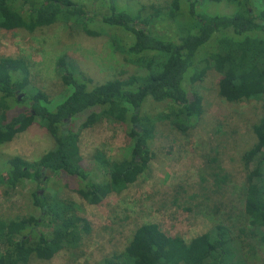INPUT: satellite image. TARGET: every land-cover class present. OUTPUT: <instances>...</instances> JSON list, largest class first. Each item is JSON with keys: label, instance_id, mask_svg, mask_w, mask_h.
<instances>
[{"label": "trees", "instance_id": "trees-1", "mask_svg": "<svg viewBox=\"0 0 264 264\" xmlns=\"http://www.w3.org/2000/svg\"><path fill=\"white\" fill-rule=\"evenodd\" d=\"M200 1L179 0L177 12L189 17V25L179 37L165 38L151 28L169 16L170 1L165 10L157 3L140 1L132 10L119 0H0L1 29L34 34L57 22L89 29L108 38L113 50L134 66L114 80L95 84L62 56L56 68L65 91L51 97L32 83L31 60L2 57L0 146L29 130H45L54 139L53 147L36 160L3 155L0 186L4 193L28 181L41 184L46 171L66 187L74 186L72 190L92 204L102 202L104 193L122 192L136 180L138 168L147 171L154 158L156 121L167 122L187 136L200 120L202 109L195 105L198 92L185 84L190 69L200 78L209 69L217 70L221 74L218 92L226 101L263 102L262 116L251 126L253 141L241 154L244 211L227 220L212 219L213 227L191 240L157 223H144L127 249L99 264H255L264 256V0H208L234 8L209 16L197 12ZM147 100L161 110L146 121L142 108ZM18 105H23L22 110ZM81 113H85L82 118ZM105 119L127 126L130 140L122 159H113L103 150L90 157L82 152V130ZM204 159L201 183L211 180L213 193L225 195L234 183L233 175L218 152ZM32 196L39 213L0 217L3 264H26L32 256L49 260L91 230L76 202L36 190ZM204 197L200 205L206 204Z\"/></svg>", "mask_w": 264, "mask_h": 264}, {"label": "rangeland", "instance_id": "rangeland-1", "mask_svg": "<svg viewBox=\"0 0 264 264\" xmlns=\"http://www.w3.org/2000/svg\"><path fill=\"white\" fill-rule=\"evenodd\" d=\"M138 1L157 3L163 10L168 1L171 2L169 16L155 21L152 26L154 34L177 38L189 25V17L178 14L179 0H119L132 10L136 9ZM233 9L226 2L201 0L197 12L209 16L230 13ZM5 56H25L31 60L32 83L51 97H58L65 91L56 68L62 56L68 57L77 71L95 84L114 80L121 71L134 70L133 64H128L121 53L113 50L108 38L63 22L34 34L23 29L6 31L0 28V59ZM222 61L220 58L218 63ZM186 75V86H191L199 95L195 105L202 109L200 120L187 136L167 122L156 121L158 129L151 146L154 158L147 171L138 168L136 180L122 192L104 193L102 202L92 204L73 191L74 186L66 187L49 171L44 173L41 184L28 181L7 193L0 186V217L3 219L39 213L32 202V191L36 190L76 202L91 222V230L82 233L73 247H67L49 260L29 257L26 264H99L127 249L135 230L144 223H157L162 229L177 231L191 240L208 232L214 224L212 219L227 220L245 210L241 195L244 177L241 154L253 141L251 126L262 116L263 102L226 101L218 92L221 74L213 68L203 78L191 69ZM22 108L23 105H18V110ZM142 110L147 121L161 107L147 100ZM84 114L81 113L80 118ZM129 140L126 125L106 119L80 133V146L86 157L103 150L113 159H122L127 154ZM53 145V137L45 130L21 132L11 142L0 146V163L3 155L8 154L36 160ZM215 152L235 179L223 196L213 193L211 180L202 184L200 178L205 155ZM189 195L197 198L189 200ZM203 197L207 202L200 205ZM196 205L199 206L196 208ZM3 263L1 257L0 264ZM254 263L264 264V256Z\"/></svg>", "mask_w": 264, "mask_h": 264}]
</instances>
